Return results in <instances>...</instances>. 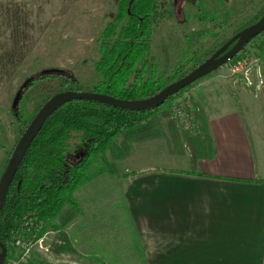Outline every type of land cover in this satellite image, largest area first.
Here are the masks:
<instances>
[{"label":"rangeland","instance_id":"374dc122","mask_svg":"<svg viewBox=\"0 0 264 264\" xmlns=\"http://www.w3.org/2000/svg\"><path fill=\"white\" fill-rule=\"evenodd\" d=\"M159 1L161 16L150 28L148 55L153 57L164 72L179 68L170 81L184 74L194 63L208 55L212 51L210 49H216L226 38L254 22L264 12V0ZM116 5V0H0V173L23 127V123L16 120L11 112L15 92L27 77L50 67L71 72L81 89L90 90L99 78V73L94 68V61L98 57V38L105 23L113 18ZM12 26H15L14 31H11ZM260 39L264 41V30L236 52L241 53L240 57L248 62V82H244L239 73H230L228 66L233 56L213 70L224 73L226 71L242 82L245 99L256 105L260 100L263 101L264 96V50L257 48ZM4 49L13 52L8 76L1 58ZM195 80L174 95L169 103V114L165 117L173 120L183 131H189L196 126L193 116L196 100L193 99L190 89ZM33 87L28 89L30 91H25L22 99L18 97L15 102V106L19 105L28 113L35 110L42 96L41 89ZM183 95L191 103L192 126L189 129L183 128L171 112L172 105ZM158 138L164 137L153 139ZM142 152L134 148L133 157L129 160L138 158ZM145 154L148 163L155 164L160 160L159 163L166 166H186L182 157L168 160L157 149L146 151ZM175 154L188 157L187 151ZM125 157L116 161L117 173L113 174L99 169L101 162L91 163V176L87 181L78 184L71 193L78 206L74 219L63 218L64 211L70 208L65 204L60 215L52 218L49 225L38 232V235L44 234L43 241L47 250L33 245L24 264H137L140 258L132 246L129 249L132 244L131 232L126 226L123 204L117 197L121 185L119 173L130 167V161H125ZM124 173L126 172L121 174ZM98 217L104 220L101 227ZM50 224H54L56 228H52ZM83 227L87 231L91 230L95 237L90 243L85 242L82 237ZM60 230L67 234L74 250L54 251L50 248V240ZM98 236L105 240V255L99 253L97 247L92 250L97 245ZM120 248H125L124 252L122 249V253H112L114 250H121ZM15 252L17 248L11 241L10 256Z\"/></svg>","mask_w":264,"mask_h":264},{"label":"trees","instance_id":"16d2710c","mask_svg":"<svg viewBox=\"0 0 264 264\" xmlns=\"http://www.w3.org/2000/svg\"><path fill=\"white\" fill-rule=\"evenodd\" d=\"M116 2V12L105 23L98 38V57L94 61V68L99 78L90 90L124 99L146 98L173 79L179 69L176 67L174 71L164 72L148 55L150 28L161 16V4L159 0ZM13 29L15 26L11 31ZM260 41L257 48L264 50V41ZM240 54L236 53L231 59L239 58ZM12 55L9 49H4L1 54L7 76L11 72ZM207 56L197 62L200 63ZM198 63H194V66ZM23 82L18 96L20 99L33 86L34 89H41L42 96L32 113L19 105L12 107L14 118L23 123L20 134L51 94L61 89H81L72 73L63 68L39 71ZM188 84L165 96L160 104L140 110L92 98H71L58 105L31 139L2 197L0 243L5 247L2 264H7L10 257V242L23 214L34 217L39 225L37 233L45 229L52 218L60 215L65 204L70 208L64 211L63 218H72L78 212V206L71 193L78 184L89 179L91 163L101 162L99 169L117 173L116 161L129 154L133 141L164 137L168 151L188 152L190 173L202 174L195 170L196 161L214 154L202 107L194 102L196 126L189 131L179 129L173 120L165 118L169 114L170 100ZM139 172L133 170L124 175ZM50 226L56 228L54 224ZM50 248L54 251L74 250L67 234L61 230L50 240Z\"/></svg>","mask_w":264,"mask_h":264},{"label":"crops","instance_id":"0c3cea01","mask_svg":"<svg viewBox=\"0 0 264 264\" xmlns=\"http://www.w3.org/2000/svg\"><path fill=\"white\" fill-rule=\"evenodd\" d=\"M214 69L190 87L214 146L212 157L195 163L202 174L190 173L187 155L168 152L164 138L133 142L125 157L130 167L119 173L117 197L137 264H264V96L251 104L242 82ZM134 148L143 152L129 160ZM155 149L186 166L148 163L145 152ZM130 170L141 171L121 174ZM82 237L95 239L85 227ZM96 240L92 250L105 255V240Z\"/></svg>","mask_w":264,"mask_h":264},{"label":"water","instance_id":"95a60500","mask_svg":"<svg viewBox=\"0 0 264 264\" xmlns=\"http://www.w3.org/2000/svg\"><path fill=\"white\" fill-rule=\"evenodd\" d=\"M264 29V12L260 15L258 19L254 22L240 28L237 30L230 38H228L221 46H219L215 51H213L208 57L202 60L200 63L195 65L192 69L185 72L178 78L168 82L162 86L155 94L141 99H124L111 96L102 92H97L93 90H73V89H61L53 94H51L45 101L39 106L36 112L33 114L31 119L25 125L23 131L18 137L11 153L7 159V162L0 173V203L6 187L19 163L22 155L24 154L26 148L28 147L31 139L38 131L42 125L45 118L63 101L71 98H92L98 99L110 104L120 106L127 109H146L154 107L161 103L165 96L175 92L182 86L194 81L199 76L206 74L210 70L224 63L226 60L230 59L251 36L258 33L260 30ZM233 43L226 49L225 47L231 42ZM224 50V51H223ZM223 51V52H222ZM58 68L50 67L43 68L40 71H55ZM24 82H22L20 88ZM15 92L12 100V107L15 106V102L19 96V91ZM82 154V152H79ZM5 253V247L0 243V264L3 262Z\"/></svg>","mask_w":264,"mask_h":264},{"label":"built area","instance_id":"2783aa9c","mask_svg":"<svg viewBox=\"0 0 264 264\" xmlns=\"http://www.w3.org/2000/svg\"><path fill=\"white\" fill-rule=\"evenodd\" d=\"M245 58L239 57L230 61L228 69L230 73H239L244 82H248V67ZM191 103L186 95L180 96L176 103L172 105V116L179 120L180 125L185 128H191ZM39 225L35 222L33 216L23 214L20 224L12 236V244L17 248V252L10 256L7 264H24L29 256L30 249L37 245L43 250H47V245L43 241L44 234L38 235Z\"/></svg>","mask_w":264,"mask_h":264},{"label":"flooded vegetation","instance_id":"af4514ba","mask_svg":"<svg viewBox=\"0 0 264 264\" xmlns=\"http://www.w3.org/2000/svg\"><path fill=\"white\" fill-rule=\"evenodd\" d=\"M233 34H234V33H233ZM233 34H232V35H233ZM256 34H257V33H256ZM232 35H231V36H232ZM231 36H230V37H231ZM230 37H228V38H230ZM228 38H226V40H227ZM226 40H224L219 46H221ZM232 43H233V41H231V42L225 47L224 50H226V49H227ZM219 46H218V47H219ZM218 47H217V48H218ZM217 48H216V49H217ZM216 49L212 50V51L208 54V56H209L213 51H215ZM224 50H223V51H224ZM223 51H222V52H223ZM208 56H207V57H208ZM207 73H208V72H207ZM207 73H206V74H207ZM203 75H205V74H203ZM203 75H201V76H203ZM201 76H200V77H201ZM75 155H76V154H75Z\"/></svg>","mask_w":264,"mask_h":264}]
</instances>
